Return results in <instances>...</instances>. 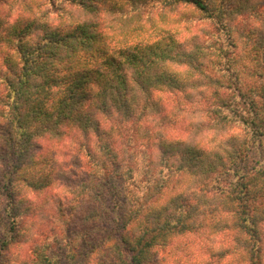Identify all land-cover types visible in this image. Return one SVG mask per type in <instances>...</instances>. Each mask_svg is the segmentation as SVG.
<instances>
[{"label": "trees", "instance_id": "obj_1", "mask_svg": "<svg viewBox=\"0 0 264 264\" xmlns=\"http://www.w3.org/2000/svg\"><path fill=\"white\" fill-rule=\"evenodd\" d=\"M57 1L104 9L125 25L134 19L120 0ZM131 1L136 16L146 11L151 20L155 0ZM163 2L183 6L169 20L174 30L167 22L159 36L118 47L97 19L60 28L0 12L5 223L16 228L23 186L39 193L56 175H68V190L90 204V230L65 238L60 251L34 245L28 264H184L172 259L178 251L190 264V251L217 232V246L208 243L206 253L264 264V0ZM194 18L217 32L181 36L174 24L189 31ZM184 110L186 129L202 140L165 135L161 125L181 123ZM40 139L64 153L46 158ZM65 154L71 159L63 162Z\"/></svg>", "mask_w": 264, "mask_h": 264}, {"label": "rangeland", "instance_id": "obj_2", "mask_svg": "<svg viewBox=\"0 0 264 264\" xmlns=\"http://www.w3.org/2000/svg\"><path fill=\"white\" fill-rule=\"evenodd\" d=\"M160 2H162L163 5ZM0 3L3 4V7L0 6V12L2 15L4 14L3 16L5 18L10 16L6 18L9 19V21H14L20 16L32 15L38 20V23L63 28L72 23L74 25L76 19L80 21L88 20V22H96V19L100 20V28L110 32L111 46L116 47L124 45L126 42H138V39L148 35H154L155 37L159 36L158 33L160 31L158 32L157 27L167 22L169 30H174L173 23H169V20L177 17L179 10H182L183 7L181 4L176 6L166 5L163 0L149 2L151 5L152 18L148 20V13L146 11L136 16L135 6L131 0H120L124 13L134 15L132 17L134 19H132L129 24L125 25L120 18L110 14L104 9H97L96 12H84L80 10L78 6L66 5L57 0H0ZM97 5L98 7L101 6L100 3H97ZM157 7H161L160 9L158 8L159 12L160 10H164L166 13V15L162 16V19H158L160 15L158 16L159 12ZM260 7L264 8V4L261 6L260 3ZM60 8L65 11L60 12ZM185 10H187L190 16H198V13L197 15L194 14L195 12L189 7L184 8V11ZM165 17H170V19L166 18V21H164ZM191 22L193 24L190 25L189 31L186 26L183 25L184 23L174 24V26L183 37L195 34L201 38L207 39L217 32L216 26L212 25L211 22L209 23L208 20L194 18ZM161 33L163 32L161 31ZM171 100L172 98H169L167 101L171 103ZM179 116L181 117V123L180 121L177 123L165 122L161 125L165 135H183L187 140H202L200 133H195L190 128L186 129L191 119L186 111H179ZM150 118L153 117L150 116ZM39 141L42 146L41 153L46 154V158L48 154H52L53 151H58V153L55 154L56 157L64 153L62 150L63 148H58L61 145L59 143L49 144L44 139H40ZM37 151H39V149ZM73 152L76 154L77 149ZM78 152L80 154L83 153L81 150H78ZM66 155L67 154H65L62 159L60 158L61 161L65 162L71 159L70 156ZM44 165L47 166L46 164ZM46 169H49V165ZM82 175L83 173L81 172L79 177ZM56 176L59 180L50 186H44L39 193L31 191L29 188L23 186L22 193H24V195L26 194V199L21 202V206H18L21 215L17 216L14 224L16 228L14 229L10 228L11 224L9 222L5 223L7 218L6 212L3 210V205L6 199L2 200L3 197L0 195V247L4 241L10 240L7 249L1 250L0 261H3L2 264H28V257L31 254L30 250L34 245L47 242L50 249L53 251H60L58 247L62 246V243H65V246L67 244L65 238H71L75 233L90 230V224L84 220L88 205H90L88 197H83V199L79 198L82 195L75 196L71 190H68L72 184L68 179V175L66 177L63 175ZM74 180L75 179H72V181ZM22 207L26 209L23 213ZM220 235L221 232L215 233L211 238L212 241L205 242L206 246H201L196 252L191 250L189 253L190 258H188L189 260L187 259V262L190 264H230L223 253L219 254L217 252L214 256H211L205 252L208 243L217 246ZM68 242L70 246H73L72 244L76 241ZM193 252L194 256H192ZM180 253L181 251L174 252L172 259L179 260L181 263L185 264L184 261L186 259H184L183 254ZM162 254V251H158L159 256ZM231 263L233 264L234 261Z\"/></svg>", "mask_w": 264, "mask_h": 264}]
</instances>
